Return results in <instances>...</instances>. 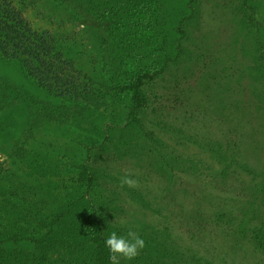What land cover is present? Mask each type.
<instances>
[{"label": "rangeland", "instance_id": "rangeland-1", "mask_svg": "<svg viewBox=\"0 0 264 264\" xmlns=\"http://www.w3.org/2000/svg\"><path fill=\"white\" fill-rule=\"evenodd\" d=\"M2 1L57 40L59 77L104 98L80 113L0 55V204L62 213L60 264L87 259L89 233L129 230L145 248L121 264H264V0ZM140 72L132 112L121 87Z\"/></svg>", "mask_w": 264, "mask_h": 264}, {"label": "trees", "instance_id": "trees-1", "mask_svg": "<svg viewBox=\"0 0 264 264\" xmlns=\"http://www.w3.org/2000/svg\"><path fill=\"white\" fill-rule=\"evenodd\" d=\"M187 3L194 11L193 0H187ZM35 11L42 16L44 14L38 9ZM60 48L57 40L31 29L19 10L0 0V55L18 64L26 76L47 93L72 103V107L79 109L80 113L88 106L99 107L103 102L104 92L97 96L87 94L84 89L79 90L72 81L59 77L55 73L58 66L52 68L47 64L45 58L51 53L58 52V56L61 55ZM153 77V74L140 72L129 84L121 87L131 94L132 112L145 105L146 100L141 89L145 83L152 81ZM46 109L42 107L33 112L34 116L27 127L28 132L39 125L42 111ZM65 111L72 110L65 108ZM54 114L50 112L49 118L60 121ZM61 114L65 115L63 111ZM82 170L84 179L88 183L92 182L91 174L84 167ZM6 203L7 200L4 199L0 204V264H60L62 252L69 248L61 230L65 216L62 213H52L49 219L47 215L41 218L34 200H28L26 197L18 200L16 206ZM75 233L68 239L78 243L77 240L81 239V236L77 231ZM105 239L100 232L89 233L88 242L92 250L87 259H82L79 264H110ZM253 240L257 248L264 250V237H254ZM76 243L73 244L76 246Z\"/></svg>", "mask_w": 264, "mask_h": 264}, {"label": "clouds", "instance_id": "clouds-1", "mask_svg": "<svg viewBox=\"0 0 264 264\" xmlns=\"http://www.w3.org/2000/svg\"><path fill=\"white\" fill-rule=\"evenodd\" d=\"M139 181L133 178L131 172L126 171L120 178V186L138 187ZM105 246L109 250L110 264H121V261H131L145 248L144 239L135 231L129 230L126 235H118L115 231L105 239Z\"/></svg>", "mask_w": 264, "mask_h": 264}]
</instances>
